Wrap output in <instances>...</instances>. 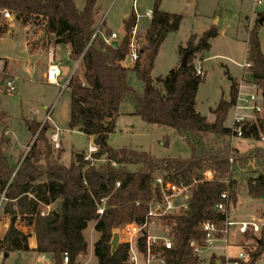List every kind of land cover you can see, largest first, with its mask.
<instances>
[{"label": "trees", "instance_id": "16d2710c", "mask_svg": "<svg viewBox=\"0 0 264 264\" xmlns=\"http://www.w3.org/2000/svg\"><path fill=\"white\" fill-rule=\"evenodd\" d=\"M97 2L85 0L84 8L79 10L75 0H0V36L7 33V25L1 23L3 12L7 11L24 27L40 29V39L34 42L33 49L51 41L55 46L69 47L71 60L81 61L84 81L75 76L67 85L71 92L69 129L93 137L98 147L93 160L104 161L96 165L86 161L84 154H75L70 167L62 165V152L54 158L46 138L50 129L47 122L16 171L5 152L8 139H0V206L4 214L16 217L0 237V253L34 252L48 256L54 264H64V255L68 254V264H79L78 259L88 254L84 232L93 222L100 235L94 246L97 264H131L128 244H120L112 255L113 234L129 224L143 225L151 204H163L164 194H172L166 188L170 184L189 188L192 195L185 211L161 217L169 229L172 248L159 242L152 245V253L165 264H200L191 243L205 245V223H215L221 229L229 221L230 205L237 198L235 171L264 161L262 148L241 155L230 142L216 151L204 140L210 135L218 139L237 137L233 128L225 125L239 97L237 79L228 76L232 83L230 99H222L212 110L213 123L196 111L203 77L196 74L193 60L196 54L211 50L219 30H207L197 44L192 35L188 47L180 49L182 58L188 54L187 66L173 69L166 77L157 78L155 84L152 72L156 58L168 35L179 31L184 16L164 12L162 0H155L150 27L144 36L146 43L136 49L137 61L125 66L124 61L132 53L138 17L133 12L124 21L125 36L117 47L107 45L101 36L93 38ZM247 65L248 81L260 88L264 105V54L257 25L250 31ZM132 76L143 83L142 94L133 88ZM125 103L133 104L132 115L143 122L175 130L190 148L191 157L157 158L146 152L111 147L108 140L116 133L120 109ZM28 127L36 136L40 124L33 122ZM263 136L264 115H257L253 122L243 126V139L261 141ZM130 167L136 170L131 171ZM206 172L213 176L211 181L205 180ZM158 180L163 181V186ZM224 193L228 201L222 200ZM248 195L252 199L264 198V166L248 180ZM221 203L224 211L217 210ZM100 209L103 214H99ZM18 217L27 223L24 227L33 230L36 249L29 244L32 234L17 226ZM249 239L254 245L247 262L242 264H256L264 257V220L259 235ZM138 249L146 254L147 232L139 238ZM217 261L212 257L211 264Z\"/></svg>", "mask_w": 264, "mask_h": 264}, {"label": "rangeland", "instance_id": "374dc122", "mask_svg": "<svg viewBox=\"0 0 264 264\" xmlns=\"http://www.w3.org/2000/svg\"><path fill=\"white\" fill-rule=\"evenodd\" d=\"M260 1L259 4L258 0H162L161 9L164 12L183 15L184 19L179 31L168 35L160 49L152 72L154 83L157 84V78L166 77L173 69L181 66L183 58L180 49L188 47V40L192 35L196 36L195 44H197L204 32L213 27L218 28L219 36L212 40L211 50L196 54L193 60L195 67L202 68L204 73L196 97V111L206 117L208 122L213 123L215 116L212 110L222 99H230L232 83L228 78L229 75L241 80L240 86H254L248 81L247 54L250 31L256 25L259 27L264 54V17L261 16V14L264 15V0ZM154 2L155 0H98L95 28L101 26L104 34L116 33L118 40H121L125 36L124 21L134 12L138 17L136 43L138 47H142L146 43L145 31L151 23V18L146 14L152 11ZM75 3L79 10L85 6V0H75ZM261 20H263L262 23H260ZM1 23L7 25V33L0 36V139H8L5 152L9 162L11 166L17 167V171L40 131L49 122L47 125L50 129L46 133V138L52 147L53 156L57 158L62 152V165L70 167L74 162L75 154L88 156L90 147L95 145L93 138L69 129L71 92L65 83L75 76L82 81L81 61L71 60L68 51H61L60 47L55 46L51 41L40 46L41 55L54 54L55 62L61 71L58 87L52 86L41 79L39 71L26 72V67L36 66V62L41 58L39 55H32L26 44L29 39V49H33L34 40L40 39V29L34 26L26 28L14 20V17L4 19L2 16ZM4 65L7 66L5 71H3ZM9 80L15 81V93H9L6 86H2V82L6 83ZM132 86L138 93H143V83L134 76H132ZM244 92H256L260 95V88H251ZM133 112L134 106L131 103L121 106L116 133L110 135L108 140L111 147L146 152L157 158L188 159L191 157L190 148L175 130L147 124L139 117L133 116ZM234 116L235 110L232 109L225 122L227 127H233ZM33 122L40 124L36 136L32 135L28 127ZM50 125L65 135L59 150L54 149L51 143ZM204 140L216 151L223 149L226 142H230L241 155L249 154L254 148L264 149V136L261 141L239 137L218 139L212 135L205 137ZM39 147L42 148L41 143ZM94 163L99 165L104 161ZM263 164L264 161L253 164L248 169L235 171L237 198L230 205L231 220L251 222L250 218H254L257 219L254 221L257 224L263 223L264 198L253 200L248 195V180L263 170ZM130 170L135 171L136 167H130ZM187 195L190 198L192 191L188 190ZM183 203L188 204L182 199L179 200L178 205ZM185 210L175 211L174 214ZM13 218L4 214L3 207L1 208L0 237L6 233L5 226L11 227ZM154 221L155 227L151 230V234L170 238L169 229L163 225L161 218H155ZM26 224L21 217H18L19 228H23ZM249 228L244 234L240 233L239 227L230 229L227 243L224 240L216 242L211 249L201 254L200 264H211L212 258L208 259V257L214 252L218 255L214 254L213 257L218 260L224 259V261L227 257L232 258L241 252L248 255L254 245L249 237L259 235L251 229L252 227ZM85 235L88 242V254L79 260V264H97L94 245L99 234L95 231L93 222L89 224ZM227 246L229 252L227 256L221 258L219 254L225 255ZM41 257L34 252H17L12 253L8 259H4L3 264H54L52 259H48L47 263H41ZM142 262L140 264H143ZM256 264H264V257Z\"/></svg>", "mask_w": 264, "mask_h": 264}, {"label": "built area", "instance_id": "2783aa9c", "mask_svg": "<svg viewBox=\"0 0 264 264\" xmlns=\"http://www.w3.org/2000/svg\"><path fill=\"white\" fill-rule=\"evenodd\" d=\"M260 4L261 1L258 0ZM147 17L152 18V11L147 12ZM3 17L5 19H12L13 16L9 12H3ZM101 36L104 42L107 45H112L114 42L118 40V36L116 33L111 34L110 36L104 34L101 31V26L96 29L94 37ZM138 48L136 43V29L133 33V43H132V53L131 55L126 58L124 61L125 66H132L137 61V51ZM127 64V65H126ZM248 67V65H247ZM196 74L198 76L203 77L204 73L202 68H196ZM61 76V71L59 65L52 60L50 63L47 74H46V82L51 85H58L59 77ZM6 86L9 93L16 92V85L14 80H9L6 83H3ZM256 87V86H255ZM257 89V87H256ZM235 110L234 116V124L233 130L237 137L242 138L243 134V126L247 123L253 122L257 115H264V105L263 99L260 91V95L258 93H239L238 100L236 105L233 108ZM61 142H62V133L56 129V131L51 135V143L54 149L59 150L61 149ZM98 152L97 146H91L89 149V155L86 156V161L94 162L93 155ZM205 180L211 181L213 176L206 172L203 174ZM159 185L163 186V181L158 180L157 182ZM167 189L172 190V194L166 195L164 194V203L163 204H151V208L148 214V217L143 225L138 224H129L121 229L117 230L120 234L121 241L123 243L129 245V257L131 264H140V260L143 261V264H165L164 260L157 257L152 253V245L162 242L167 249L172 248V242L170 238L165 237H156L151 234V228L155 226V218H161L163 216L174 214L175 211L187 209V205L183 203L182 205H178L179 200L184 199L186 203H188L189 196L187 195V191L190 190L189 188H176L172 187L170 184L166 185ZM222 200L228 201L227 194H222ZM217 210L224 211L225 206L223 203L217 206ZM99 214H103L104 210L100 209ZM0 215H1V206H0ZM240 225V232L246 233L249 227H252L255 233H259L263 223L261 224H254V223H241L237 224L231 222L230 220L225 223V225L220 229L215 223H205L202 226V231L205 234L204 246L199 247L196 242L191 243V247L194 249V252L197 256H201V254L205 253L208 249L218 241L224 240L227 243V236L229 235L230 229L233 226ZM1 228V226H0ZM144 232H147V251L146 254H143L138 249V241L139 238L142 236ZM5 259V255L0 253V264H3ZM49 257L43 255L40 259L41 263H47ZM248 255L244 252L239 253L237 256L229 258L227 257L224 262H220V264H242L247 262ZM69 263V256L68 254L64 255V264Z\"/></svg>", "mask_w": 264, "mask_h": 264}, {"label": "crops", "instance_id": "0c3cea01", "mask_svg": "<svg viewBox=\"0 0 264 264\" xmlns=\"http://www.w3.org/2000/svg\"><path fill=\"white\" fill-rule=\"evenodd\" d=\"M98 8V7H97ZM137 28V27H136ZM146 32V31H145ZM9 33H10V31H9ZM111 34H113V32H111ZM122 40V39H121ZM121 40H117L116 42H120ZM35 41H37V40H34V42ZM30 43V40L29 39H27V41H26V44H27V48H28V51L32 54V55H34V56H36V55H39V58H40V60H38L37 62H36V66H32V67H26V72L27 73H32L33 71H36V72H40V76H41V79L42 80H46V74H47V70H48V67H49V65H50V63L52 62V60H54L55 61V59H54V54L52 53V54H46V56L45 55H41L40 54V51L41 50H39V48H41V47H39V48H35V49H29V44ZM60 49H61V51H68V54H69V56H70V49H69V47H66L65 49H63L62 47H60ZM46 57V59L44 60V58ZM7 61H9V60H7ZM10 62V61H9ZM5 70H7V67H5V65L3 66V71H5ZM73 73H74V71H73ZM81 79H82V81H84V77H83V72H82V75H81ZM69 80V79H68ZM66 81V83H65V85H66V87H67V84H68V82L69 81ZM238 80V79H237ZM239 81V80H238ZM239 83H242V81L240 80L239 81ZM51 85V84H50ZM58 85H59V82H58ZM58 85H52V86H57L58 87ZM2 86H3V82H2ZM240 88H241V90H240V92L241 93H245L244 91H247L248 89H251V88H256L255 86H244V85H241L240 86ZM49 123V122H48ZM51 126V125H50ZM51 128H52V126H51ZM56 131V129H54V128H52V133H51V135L54 133ZM65 137V135L62 133V139ZM89 138H93V137H89ZM94 139V138H93ZM93 146H95V145H93ZM254 200V199H253ZM256 200H260V199H256ZM252 221L250 222V221H237V220H231V219H229L231 222H234V223H237V224H241V223H254V224H257L256 222H254L255 220H257V219H254V218H250ZM13 224V223H12ZM261 224V223H260ZM11 226V225H10ZM6 227V232L8 231V226H5ZM155 227V226H154ZM234 227H239V230H240V225H236V226H233V227H231V229L232 228H234ZM94 228H95V223H94ZM24 232H29V233H31L32 234V238H30V240H29V244H30V247H31V249H36V247H37V240H36V237H35V234H34V232H33V230H31V229H29V228H27V227H24L23 226V228H21ZM153 229V227L151 228V230ZM248 229H250V228H248ZM252 229V228H251ZM85 233H86V231L84 232V236H85V239H86V241H87V238H86V235H85ZM241 233V232H240ZM99 234V233H98ZM154 236H156V237H160V236H158V235H154ZM99 237H100V235H99ZM99 239V238H98ZM98 241V240H97ZM96 241V242H97ZM95 242V243H96ZM122 242V241H121ZM95 246V245H94ZM229 252V247L227 246L226 248H225V255H221V254H219V256H221V258L222 257H225V256H227V253ZM36 254V253H35ZM214 254H217L216 252H214V253H212V255L210 256V257H208V259L209 258H212L213 257V255ZM218 255V254H217ZM11 256V254L9 255V257ZM83 257V256H82ZM82 257H80L79 259H78V263H79V260L82 258ZM233 257H235V256H233ZM50 259V258H49ZM142 261L140 260V263H141ZM220 260H218L217 261V263L216 264H220ZM143 263V262H142ZM209 264V263H208Z\"/></svg>", "mask_w": 264, "mask_h": 264}, {"label": "water", "instance_id": "95a60500", "mask_svg": "<svg viewBox=\"0 0 264 264\" xmlns=\"http://www.w3.org/2000/svg\"><path fill=\"white\" fill-rule=\"evenodd\" d=\"M263 20L260 21V23H262ZM45 34L42 36V40L45 38ZM39 43V42H38ZM113 46L117 47L118 46V42H114ZM63 49L66 48V46H62ZM187 59H188V54H186L182 60L181 66L182 67H186L187 66ZM58 209L62 210V206L61 203H58ZM16 221V217L13 218V223ZM121 244V238H120V234L118 232H114L113 234V238L111 241V248H112V255L114 256L118 247ZM9 258V254H5V259Z\"/></svg>", "mask_w": 264, "mask_h": 264}]
</instances>
